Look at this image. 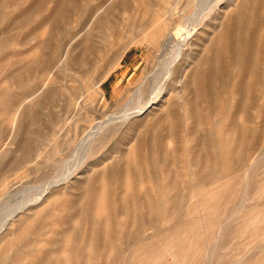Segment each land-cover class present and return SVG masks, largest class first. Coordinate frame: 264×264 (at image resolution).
<instances>
[{
    "label": "rangeland",
    "instance_id": "obj_1",
    "mask_svg": "<svg viewBox=\"0 0 264 264\" xmlns=\"http://www.w3.org/2000/svg\"><path fill=\"white\" fill-rule=\"evenodd\" d=\"M9 215L0 264H264V0H0Z\"/></svg>",
    "mask_w": 264,
    "mask_h": 264
},
{
    "label": "bare ground",
    "instance_id": "obj_2",
    "mask_svg": "<svg viewBox=\"0 0 264 264\" xmlns=\"http://www.w3.org/2000/svg\"><path fill=\"white\" fill-rule=\"evenodd\" d=\"M184 36H185V34H184ZM184 42V41H183ZM182 42V43H183ZM179 47H182V46H179ZM181 51H182V48H179L178 49V51H177V53H176V56H175V58L173 59V60H171V61H169L168 62V64H167V66H166V68H165V70H166V73H167V77L168 78H170L171 77V75H172V73H171V65H172V63H173V61L176 59V57H178L179 55H180V53H181ZM174 57V56H173ZM165 74V73H164ZM152 100H155V98L154 99H152ZM159 102V101H158ZM155 103V101H150L147 105H145V107H143V108H141V110H140V113L139 114H141L144 110H147V108H149L152 104H154ZM156 105V104H155ZM146 112V111H145ZM134 113V112H133ZM26 202V201H25ZM27 202H28V200H27ZM15 213V212H14ZM10 216H12V215H9L8 217H10ZM11 218L12 217H10V218H7V219H4V223L2 224V227H1V229H0V233L6 228V226L9 224V221L11 220Z\"/></svg>",
    "mask_w": 264,
    "mask_h": 264
}]
</instances>
